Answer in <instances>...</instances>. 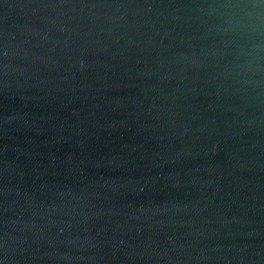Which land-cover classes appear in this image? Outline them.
Returning a JSON list of instances; mask_svg holds the SVG:
<instances>
[{"label":"water","instance_id":"95a60500","mask_svg":"<svg viewBox=\"0 0 264 264\" xmlns=\"http://www.w3.org/2000/svg\"><path fill=\"white\" fill-rule=\"evenodd\" d=\"M0 264H264V0H0Z\"/></svg>","mask_w":264,"mask_h":264}]
</instances>
